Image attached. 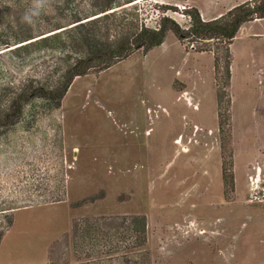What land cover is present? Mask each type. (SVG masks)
Segmentation results:
<instances>
[{
  "label": "rangeland",
  "instance_id": "374dc122",
  "mask_svg": "<svg viewBox=\"0 0 264 264\" xmlns=\"http://www.w3.org/2000/svg\"><path fill=\"white\" fill-rule=\"evenodd\" d=\"M233 1L114 0L92 20L107 0H0V264H264V37L233 41L228 87L169 32L46 94L116 22L187 26Z\"/></svg>",
  "mask_w": 264,
  "mask_h": 264
},
{
  "label": "trees",
  "instance_id": "16d2710c",
  "mask_svg": "<svg viewBox=\"0 0 264 264\" xmlns=\"http://www.w3.org/2000/svg\"><path fill=\"white\" fill-rule=\"evenodd\" d=\"M114 4V0H107L99 10V16L92 20H100L103 17L104 19H108L109 16H112L113 13L118 11V9L114 7ZM183 14L189 19V24L187 26L180 25L177 21L168 16L161 18L159 27L156 26L155 28H150L144 24H137L138 22L133 21L127 24L116 22L115 29H121L118 30V36L116 39L105 46L98 45L94 47L92 50L93 53H90L88 58L84 59V56H82L78 59L70 68L63 86L59 90L47 92L46 94L51 96V99L58 101L57 103L59 104V101L64 97L74 78L87 74L90 69L99 71L108 69L114 63L127 58L135 51H142L146 54L150 50L161 46L169 32H172L182 45L189 44L190 48L195 53H212L214 57L215 81L217 83L219 82L220 74L222 73L221 71L225 69V87H228L232 75V52L230 46L243 24L257 19H264V0H248L234 6L225 14L211 20H205L200 11L195 7L186 8ZM120 18L124 23L125 16ZM96 32H99V30L95 31V34ZM45 37L47 36H44L43 38ZM31 39L34 38H29L28 40ZM27 44L28 43H25L23 45ZM220 51L224 52L223 58L220 56ZM224 59L225 66L222 67V61ZM222 98V93L220 94L218 91L217 101L219 106ZM218 115L219 125L221 126V114L219 113ZM136 222L138 228L136 227L135 232L138 233V235H136L138 236V242H136L137 246L135 247L138 248L145 246L147 243L146 223L144 218H138L136 219ZM84 251L87 254V257L93 256V254H88L87 250ZM74 264L102 263L99 261H90L77 262Z\"/></svg>",
  "mask_w": 264,
  "mask_h": 264
},
{
  "label": "crops",
  "instance_id": "0c3cea01",
  "mask_svg": "<svg viewBox=\"0 0 264 264\" xmlns=\"http://www.w3.org/2000/svg\"><path fill=\"white\" fill-rule=\"evenodd\" d=\"M245 1H248V0H234L232 5L226 10L228 11L229 9H231L232 7H234L235 5L239 4V3H243ZM223 13L225 12H221L219 13L218 15H216L215 17L213 18H209V19H214V18H217L219 16H221ZM202 14V17L204 18V14L201 12ZM205 19V18H204ZM253 24H263L264 25V19H261V20H255L253 22H247L245 24H243L236 36V38L234 39V42L237 41V40H240L242 41V53L244 54H247L248 55V40L249 41H256L254 38H259V37H264V30H261L259 31L258 33H255L252 35V31H250V27L253 25ZM261 40V39H260ZM263 40V39H262ZM234 42L232 43L231 45V50H232V64H231V70L232 72H234V51H233V44ZM242 68L244 70H248V60H245L244 61V64L242 65ZM234 75V74H233Z\"/></svg>",
  "mask_w": 264,
  "mask_h": 264
}]
</instances>
